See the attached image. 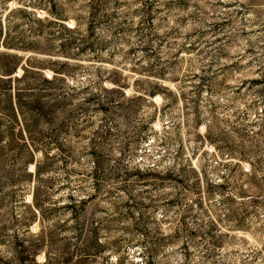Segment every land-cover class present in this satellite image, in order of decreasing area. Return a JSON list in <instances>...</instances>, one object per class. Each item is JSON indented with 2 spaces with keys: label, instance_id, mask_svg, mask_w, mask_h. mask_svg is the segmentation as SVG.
Wrapping results in <instances>:
<instances>
[{
  "label": "rangeland",
  "instance_id": "rangeland-1",
  "mask_svg": "<svg viewBox=\"0 0 264 264\" xmlns=\"http://www.w3.org/2000/svg\"><path fill=\"white\" fill-rule=\"evenodd\" d=\"M4 63L66 97L0 92V264H264V0H0Z\"/></svg>",
  "mask_w": 264,
  "mask_h": 264
},
{
  "label": "trees",
  "instance_id": "trees-1",
  "mask_svg": "<svg viewBox=\"0 0 264 264\" xmlns=\"http://www.w3.org/2000/svg\"><path fill=\"white\" fill-rule=\"evenodd\" d=\"M90 18L91 23L95 22L100 16L99 8L95 5H91ZM17 67V66H16ZM16 67H12L6 63L0 65V92L2 95L10 97V92L15 98V109L17 112L24 113L26 110H36L39 115H43L48 112L49 99H54L57 103L63 101L66 97L63 87H53L51 80L43 77L44 83L36 80H30L28 69L24 68V74L20 77L16 76L12 79V74L16 70ZM3 75H7V79L2 78ZM17 83L15 86L14 83ZM50 111V110H49Z\"/></svg>",
  "mask_w": 264,
  "mask_h": 264
}]
</instances>
